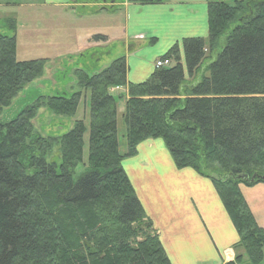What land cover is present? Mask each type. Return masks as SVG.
I'll return each mask as SVG.
<instances>
[{
	"label": "trees",
	"instance_id": "1",
	"mask_svg": "<svg viewBox=\"0 0 264 264\" xmlns=\"http://www.w3.org/2000/svg\"><path fill=\"white\" fill-rule=\"evenodd\" d=\"M235 1H209L207 38H184L182 56L171 46L160 57L170 63L146 80L127 82L124 56L93 73L75 68V90L39 94L0 121V264H171L122 166L148 138H161L178 168L213 181L239 234L227 264H260L264 230L239 185L264 182V0ZM16 45L15 34L0 32V112L45 70L47 58L18 59ZM114 86L127 88L124 152L117 99L125 93ZM87 91L88 127L74 119L59 135L35 134L40 108L73 117Z\"/></svg>",
	"mask_w": 264,
	"mask_h": 264
},
{
	"label": "crops",
	"instance_id": "2",
	"mask_svg": "<svg viewBox=\"0 0 264 264\" xmlns=\"http://www.w3.org/2000/svg\"><path fill=\"white\" fill-rule=\"evenodd\" d=\"M209 1L166 0L154 4L128 0L110 3L104 0L4 1L5 5L0 3L3 12L0 17L16 14L19 8L26 6L33 9L34 18L41 17L36 10H44L47 18L39 20L42 24L36 34L41 45L71 46L69 41L72 40L77 48L75 53L82 56L108 44L116 45L118 51L111 59L118 57L123 48L126 80L139 83L150 76L156 61L174 44L180 46L182 56L184 38H207ZM105 5H113L102 10L115 12L114 19L101 13L100 21L90 19ZM95 21L97 26L91 25ZM100 23L103 28L98 27ZM69 53H56L53 59L58 58L65 64L73 55ZM100 61V57H95L91 63H85L83 69L96 72ZM115 87L122 88L120 93H125L126 100V86L112 88ZM122 166L171 264L234 261L239 234L210 177L192 167L178 168L161 138L141 141L135 154L122 160ZM239 187L257 224L264 230V182ZM260 264H264V255Z\"/></svg>",
	"mask_w": 264,
	"mask_h": 264
},
{
	"label": "rangeland",
	"instance_id": "3",
	"mask_svg": "<svg viewBox=\"0 0 264 264\" xmlns=\"http://www.w3.org/2000/svg\"><path fill=\"white\" fill-rule=\"evenodd\" d=\"M4 1H12L15 3L22 2V0H0V3ZM210 1H224L230 4L236 3L235 0H210ZM2 4L5 5V3ZM28 8L27 6L26 8H19L18 13L16 14L0 17V32L7 35L15 34L17 40L16 56L18 59H29V60L40 59V58H48V59L45 64V70L43 76L37 80H33L28 84H26V86L19 92V94L15 97V99H13L11 104L3 108V110L0 112V121L2 122L11 119L16 114L17 111H19L25 105L30 104L39 94L50 95L54 93H62V92L66 93L75 90L76 89L75 77H74L75 68L77 67L85 68L84 66L85 63H91L92 59H94L95 57H100L101 61L99 63V66L97 67V70H100L104 68L102 64H105V66H107L112 60L111 56L117 53L118 51L116 45L108 44L106 47H101L100 49L94 50L92 52H87L82 56L80 54L75 53V50L77 48H75L76 47L75 43L72 42V40L69 41V43L71 44L72 47L74 46L73 48H71L70 45H64L63 47H61V45L57 46L58 44L51 47L46 45L45 46L41 45L38 40V35L36 34H38V31L40 30L39 24L40 23L42 24L41 21H43L44 18H47L46 17L47 15L44 10L43 12L41 10H36L35 13L37 14V16L41 15V17L34 18L33 9L30 10ZM99 13L103 14L105 17H108V19L110 20L114 19L113 14H115V12L114 13L108 12L106 10H99L98 12H96V14L90 16L91 17L90 19L100 21L101 18L99 16ZM2 14L3 12L0 11V16ZM7 17L14 19L15 27H16L15 31L9 28ZM35 20H37V23H34ZM117 21L118 20H116V22ZM97 23L98 22L95 21L91 25L94 24L95 26H97ZM98 27L103 28L102 23H100ZM80 29L81 31L84 30L82 27H80ZM82 34L83 33H81V36ZM76 39H78V36L76 37ZM67 52H70L69 54H73L71 55V58L67 61L68 64L62 63V61H60L58 58L57 60L53 59V56H55L56 53L63 54ZM123 54H124V49L122 48L120 53L116 56H121ZM94 69H96V67ZM92 72L93 71H90V73ZM115 91L116 92L114 93L116 94L118 91L119 92L122 91V88L118 87ZM86 95L87 96L85 98L83 97L81 98L76 113L73 117L56 116L51 114L48 111V109L44 107L40 108L35 114V117L32 119L35 134L59 135L69 130L74 119H83L88 127L89 91L86 92ZM124 106H125V99L118 98L117 108L119 109L117 111V134L119 138L120 152H124L126 150V140L124 138L126 127L122 118ZM83 138H84L83 161L86 163L87 153H88V145H87L88 129L85 132ZM56 155H57V151L55 150L54 157H56ZM57 158L58 157H56V160H59V158L58 159ZM85 170L86 167L83 164L78 165L75 168V173L73 175V178L76 179Z\"/></svg>",
	"mask_w": 264,
	"mask_h": 264
},
{
	"label": "built area",
	"instance_id": "4",
	"mask_svg": "<svg viewBox=\"0 0 264 264\" xmlns=\"http://www.w3.org/2000/svg\"><path fill=\"white\" fill-rule=\"evenodd\" d=\"M168 63V60H161V59H159V60H157L156 61V63H155V66L156 67H159V66H163V65H165V64H167ZM118 87H115V88H112V90H116Z\"/></svg>",
	"mask_w": 264,
	"mask_h": 264
}]
</instances>
